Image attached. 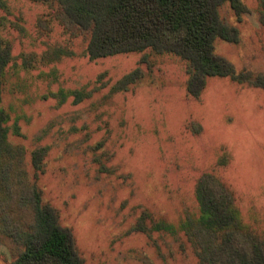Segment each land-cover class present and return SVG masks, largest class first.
<instances>
[{
	"label": "rangeland",
	"instance_id": "1",
	"mask_svg": "<svg viewBox=\"0 0 264 264\" xmlns=\"http://www.w3.org/2000/svg\"><path fill=\"white\" fill-rule=\"evenodd\" d=\"M242 1L241 18L220 8L239 43L217 39L215 53L237 73L264 75V10ZM58 12L55 3L0 0V44L11 48L0 108L19 153L10 192L0 179V264L19 250L9 228L24 236L32 221L18 171L57 210L84 264H198L184 225L199 219L205 175L232 195L242 232L264 241V89L209 77L194 98L188 63L170 53L91 61L89 35L66 30Z\"/></svg>",
	"mask_w": 264,
	"mask_h": 264
},
{
	"label": "trees",
	"instance_id": "2",
	"mask_svg": "<svg viewBox=\"0 0 264 264\" xmlns=\"http://www.w3.org/2000/svg\"><path fill=\"white\" fill-rule=\"evenodd\" d=\"M28 1L57 4L56 18L66 30L89 35L86 51L91 61L146 51L170 53L188 63L187 91L194 98L200 97L209 77H229L236 83L264 89L263 74L237 73L231 62L215 53L217 39L239 43V28L222 18L220 8L228 3L241 18L248 12L242 0ZM260 6L264 10V0ZM10 60V46L0 44V77ZM137 75L125 76L115 89H126ZM7 121L8 114L0 108V179L10 192L11 174L19 168V153L8 140ZM32 155L33 166L40 171L44 152L36 150ZM21 175L16 173L18 195L30 210L32 221L24 236L9 228L19 250L8 264H84L73 234L61 226L57 210L44 203L40 191L23 182ZM196 200L199 219L186 223L184 231L197 249L198 264H264V241L242 232L232 195L224 186L216 188L212 178L205 175L198 181Z\"/></svg>",
	"mask_w": 264,
	"mask_h": 264
}]
</instances>
